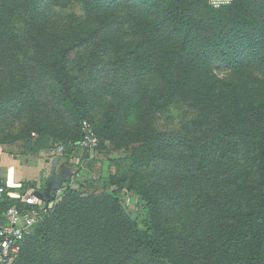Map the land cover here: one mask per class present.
Wrapping results in <instances>:
<instances>
[{"label":"trees","instance_id":"1","mask_svg":"<svg viewBox=\"0 0 264 264\" xmlns=\"http://www.w3.org/2000/svg\"><path fill=\"white\" fill-rule=\"evenodd\" d=\"M74 2L84 16L49 13ZM2 14L23 29L0 30V146L62 143L61 157L77 156L87 121L96 161L132 163L105 186L136 193L147 212L140 222L118 197L68 184L16 264H264V0H0ZM126 25L144 40L122 44ZM179 102L194 119L158 129L155 116ZM34 185L8 188L0 213Z\"/></svg>","mask_w":264,"mask_h":264},{"label":"rangeland","instance_id":"2","mask_svg":"<svg viewBox=\"0 0 264 264\" xmlns=\"http://www.w3.org/2000/svg\"><path fill=\"white\" fill-rule=\"evenodd\" d=\"M123 3V2H122ZM124 4V3H123ZM50 15L56 16V19L62 18L63 20L70 19L72 17H82L85 15V7L83 4L79 2H74L72 3L71 6H69L66 9H61L58 7H52L49 10ZM122 18L130 19L129 17V11L122 9L120 12ZM2 29H9L10 32H16L14 30H21L23 29V25L16 19L13 18L9 15L2 14L0 15V30ZM120 29H117L116 27L109 31L107 35H112L115 34L119 31ZM119 40L122 42L124 45H131L133 43H138L142 40H144V37L139 36L134 29H132L129 25H126L119 33L118 36ZM25 54H20L19 58L23 61L25 64V60L27 56H24ZM219 75L223 79H228L230 77V71L228 70H219L218 71ZM196 116L195 111L192 109L188 108V106L185 103H176L170 107V109L166 110L165 112H161L155 116L156 118V127L160 129L163 132H172L179 130L183 127L184 124L191 122L194 117ZM55 120H64V122L70 123L71 124V118L67 117L64 114H60L59 118ZM2 120V117L0 118V121ZM1 123V122H0ZM72 127V126H71ZM3 128L5 129V134H14L17 133L16 131V126H11L10 124L5 126L3 124ZM26 142H14V143H8L6 146H4L3 150H9L13 148L14 150L20 151L21 153V148L26 145ZM58 147H65V144L62 143H56L53 148H58ZM106 147L108 150L111 151L113 155L119 156L120 153L124 150L123 147H116L114 144L107 143ZM10 148V149H9ZM41 153H44V150L41 151ZM94 152L91 151H86L83 149H80V155H78L76 158L81 160V163L84 164V169L82 171V178L86 179L83 180L82 182H78L76 185H72L74 189H80L84 192L86 196L90 195H103V194H108L113 197H118L120 200L121 206H125L128 208L131 212L136 213L139 216V221L141 222L143 220V217L147 214L146 209H145V204L144 202L138 197L136 193H133L131 191H128L127 189L123 188L122 191L117 195L114 193V191L117 190L116 187H106L105 186V181L107 178L110 176H117L119 175V172H127L128 168L132 165L131 161H125V162H112L108 161L109 163H106L105 167L108 169L109 174L106 176L104 179L101 180H95L94 175H95V166L94 164L91 165V163H85L84 160L90 158ZM9 155V154H8ZM22 158L26 161L29 160V158H33L32 160H40L44 162V155L40 154V152H36V150H33L32 148H28L27 151L24 149V152L21 153ZM10 157V156H9ZM8 156L5 157V159H10ZM94 158H95V153H94ZM99 158H104V154H100ZM107 161V160H106ZM6 164V163H3ZM6 166V165H3ZM6 168V167H5ZM4 168V169H5ZM87 169H91V174H86ZM89 171V170H88ZM5 171L3 170L2 173ZM5 174V173H4ZM39 179L43 178L44 172H38L37 173ZM87 175V178H86ZM26 179H30V176H27ZM48 180V178H45ZM45 180V181H46ZM48 182V181H46ZM61 192H58L57 195H61ZM194 202V199L192 200V203ZM191 203V204H192ZM190 216H192V219L196 221H200L201 216L199 215V207L197 204H193V206L190 208ZM205 235L204 232H200L197 235V239L203 238Z\"/></svg>","mask_w":264,"mask_h":264},{"label":"built area","instance_id":"3","mask_svg":"<svg viewBox=\"0 0 264 264\" xmlns=\"http://www.w3.org/2000/svg\"><path fill=\"white\" fill-rule=\"evenodd\" d=\"M214 8H222L230 5L233 0H208ZM82 141L79 148L94 152L99 146V138L93 126L85 121L82 124ZM64 147H58L49 151L50 158L62 156ZM77 156H71L70 166L74 171L72 185L82 181L84 164ZM8 185H0V207L10 196ZM20 205H13L0 213V264H16L20 258L24 243L34 228L40 224L48 213L47 203L33 195V192L25 195H16ZM50 207V206H49ZM51 208V207H50Z\"/></svg>","mask_w":264,"mask_h":264},{"label":"crops","instance_id":"4","mask_svg":"<svg viewBox=\"0 0 264 264\" xmlns=\"http://www.w3.org/2000/svg\"><path fill=\"white\" fill-rule=\"evenodd\" d=\"M3 149H4V147L0 146V185H8L9 188L14 189L10 186L11 184L9 185L11 170H13L14 171V173H13L14 174V182L18 184L17 185L18 188H15V189H20L26 184H35L34 185L35 187L31 191H29L28 193L34 192L36 190V188H39V189L43 188L44 184L47 183L46 181H48L50 179V176H51V172H50L51 166L48 162L51 161L53 158H50L51 156H49L48 151L44 150V153L40 152V154L44 155V162H43L40 160H38V161L34 160L33 161L32 160L33 158H31V159L29 158L28 161L24 160L22 158V155H20V154L24 152V149L25 150L27 149V146L26 147L23 146V148H21V153L19 151L18 155H13L10 153V151L8 152V150H6V149L3 150ZM94 153L92 154V156H90V158L84 160L85 163L88 162V163H91V165L94 164V166H95L94 178L97 175V171H100L99 173H103L102 177H104V175H105V177L108 176L109 170L104 168V167H105L106 163H109V162L106 160L101 162V163L96 161L94 158ZM78 155H80V151L77 154V156ZM7 156L8 157L10 156L11 158L9 157L10 159H7V158L5 159V157H7ZM56 157H58V156H56ZM70 162L71 161L69 158L61 157V162H60L59 167H62L63 165H70ZM3 163H6V164H3ZM2 164L6 165V166L2 167ZM3 170L5 171L4 172L5 174L2 173ZM38 172H41V173L44 172L42 179H39V177L37 175ZM91 172H92L91 169H87L86 174L87 175L91 174V176H92ZM87 175H86V178H87ZM27 176H30V179H26ZM45 178H48V180H46ZM83 180H86V179H82V181Z\"/></svg>","mask_w":264,"mask_h":264},{"label":"water","instance_id":"5","mask_svg":"<svg viewBox=\"0 0 264 264\" xmlns=\"http://www.w3.org/2000/svg\"><path fill=\"white\" fill-rule=\"evenodd\" d=\"M15 154H17V152ZM60 162L61 157L59 156L48 162L51 166L50 179L44 184L43 188H36L33 192V195L41 201H49L54 193L61 192L66 185L71 184L73 181L74 171L72 167L70 165L59 167ZM12 188H18V186ZM53 206L54 202L50 203V207L52 208Z\"/></svg>","mask_w":264,"mask_h":264},{"label":"bare ground","instance_id":"6","mask_svg":"<svg viewBox=\"0 0 264 264\" xmlns=\"http://www.w3.org/2000/svg\"><path fill=\"white\" fill-rule=\"evenodd\" d=\"M13 173H14V171L11 170V174H10V184H11L12 187H15L18 184L14 182V174Z\"/></svg>","mask_w":264,"mask_h":264}]
</instances>
